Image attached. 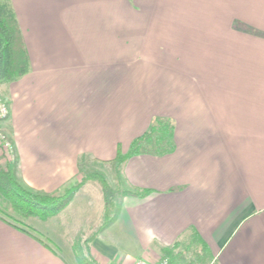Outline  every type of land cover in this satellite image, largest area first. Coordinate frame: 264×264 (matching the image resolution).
<instances>
[{
    "label": "crops",
    "instance_id": "1",
    "mask_svg": "<svg viewBox=\"0 0 264 264\" xmlns=\"http://www.w3.org/2000/svg\"><path fill=\"white\" fill-rule=\"evenodd\" d=\"M10 2L28 72L0 96L24 188L62 193L155 120L173 126L171 152L121 165L89 261L153 263L168 248V264H264V0ZM46 222L31 235L0 218V264H71L52 244L70 241L65 226Z\"/></svg>",
    "mask_w": 264,
    "mask_h": 264
},
{
    "label": "trees",
    "instance_id": "2",
    "mask_svg": "<svg viewBox=\"0 0 264 264\" xmlns=\"http://www.w3.org/2000/svg\"><path fill=\"white\" fill-rule=\"evenodd\" d=\"M27 72L28 58L11 2L0 0V83H8ZM172 133L173 126L169 121L155 120L149 131L132 141L127 152H118L114 160L108 163L115 165L119 175L121 165L134 155L149 153L161 156L167 154L173 150ZM80 175L81 180L68 185L62 193H34L23 187L14 175L13 169H8L7 165L1 166L0 218L23 232L34 234L35 230L26 223V220L45 221L56 216L73 200L78 190L89 181L98 180L103 186L105 185V181H101L99 175L94 172L87 173L84 168H81ZM123 193L132 194L131 192ZM107 215L106 211V218ZM114 218L105 220L94 231L89 241L111 224ZM168 255H170V249L167 248L163 250L161 258L168 259ZM86 262L89 263L87 259Z\"/></svg>",
    "mask_w": 264,
    "mask_h": 264
},
{
    "label": "rangeland",
    "instance_id": "3",
    "mask_svg": "<svg viewBox=\"0 0 264 264\" xmlns=\"http://www.w3.org/2000/svg\"><path fill=\"white\" fill-rule=\"evenodd\" d=\"M0 98L5 100L2 96H0ZM84 171L87 173L94 172L99 175L101 181H105V185L103 186L98 180L85 183L83 186H86V184L87 186L84 191L80 193V196L77 198L73 207L69 211H66L64 217L60 220L57 218H49L46 222L48 224V228L53 230L55 234L57 231V228L55 227L56 224H60L61 222L66 227H64V229L67 230V234H58V237L63 238V240L70 238V241H60L58 243L51 242L55 245L53 250L61 257L68 260L71 264H94L89 261L90 257L88 256L87 250L89 239L93 235L94 231L98 229L105 220H111L114 218L117 195L120 193L121 189L126 188V186L123 185V181L120 176L117 174L115 165L112 163L104 166L96 163H85ZM104 187L105 189H103ZM84 195L88 197L87 200H85ZM101 206H103L102 212L100 209ZM78 210L82 211V217L76 216V211ZM106 211L108 214L107 218L105 217ZM39 221L40 220L37 219H28L26 220V223L35 227L40 224ZM77 226H80L85 232L79 233ZM89 227L90 229L87 230ZM75 228L77 229V233H74L71 230ZM50 236L55 237L53 234H50ZM86 259L89 263L86 262Z\"/></svg>",
    "mask_w": 264,
    "mask_h": 264
},
{
    "label": "built area",
    "instance_id": "4",
    "mask_svg": "<svg viewBox=\"0 0 264 264\" xmlns=\"http://www.w3.org/2000/svg\"><path fill=\"white\" fill-rule=\"evenodd\" d=\"M9 116L8 103L0 98V167L15 162V148L10 136L4 129V123ZM136 264H168V259L160 258L156 262L149 263L139 260Z\"/></svg>",
    "mask_w": 264,
    "mask_h": 264
}]
</instances>
